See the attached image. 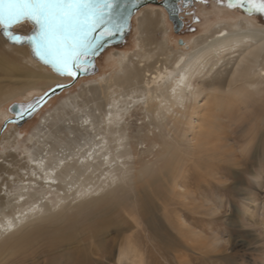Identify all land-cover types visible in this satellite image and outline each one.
I'll use <instances>...</instances> for the list:
<instances>
[{
	"label": "bare ground",
	"instance_id": "bare-ground-1",
	"mask_svg": "<svg viewBox=\"0 0 264 264\" xmlns=\"http://www.w3.org/2000/svg\"><path fill=\"white\" fill-rule=\"evenodd\" d=\"M154 5L138 10L133 17L140 34L134 57L119 53L115 76L105 75L95 79V84L83 86L80 93L70 96L71 109L56 111L39 122L23 150L5 152L15 160H0L3 180L10 182L5 192H1L3 180L0 183V196L4 195L0 200V257L5 250L17 249L19 241L10 246V236L35 222L40 225L63 217L53 214L62 207L67 212L64 222L75 230L50 239L51 250L74 246L88 259L89 250L98 251L95 241L106 240L113 230L125 238L119 257L132 254L131 264H145V253L177 257L179 246L195 247L196 236L201 239L194 220L202 185L197 177L189 178V170H200L202 177L205 169L212 174L220 171L222 158L232 151L231 147L222 151L227 146L223 140L234 133L233 139L244 150L250 145L258 149L263 143V23L239 7L223 9L228 17H206L204 32L177 47L170 44L167 11ZM216 11L220 16V7ZM26 23L30 24L19 25ZM159 26L163 40L156 37ZM221 73L224 76H216ZM0 74H4L0 77V119L5 117L9 123H14L11 118L15 116L9 110L13 103L8 109L6 106L10 100L27 94V100L17 102H28L47 89L32 95L35 91L70 80L35 59L28 45L11 44L1 32ZM201 97L204 101L199 104ZM134 109L143 115L133 118ZM179 114L195 115L197 120H183ZM133 120L140 127L131 134ZM14 124L17 130L19 125ZM147 140L149 144L139 155V144ZM11 145L16 146L15 142ZM151 154L156 158L144 159ZM135 155L138 159L132 161ZM199 160L204 163L196 164ZM129 161L140 163V168L130 170ZM180 185L183 191L177 189ZM254 199L253 191L246 190L244 200ZM154 212H160L165 222H152ZM137 216H143L150 227L139 241L125 234L139 222ZM28 238L23 242H29Z\"/></svg>",
	"mask_w": 264,
	"mask_h": 264
},
{
	"label": "rangeland",
	"instance_id": "rangeland-1",
	"mask_svg": "<svg viewBox=\"0 0 264 264\" xmlns=\"http://www.w3.org/2000/svg\"><path fill=\"white\" fill-rule=\"evenodd\" d=\"M148 5L144 7L149 8ZM158 6L161 5H154V7ZM216 7H220L221 9V11H219L221 12L220 16H216L218 13ZM163 9L165 8L163 7ZM223 9H232L234 11L236 8L228 7L227 0H223V2H221V0H207V3L202 2V0H192V2L185 6L179 13L183 24L178 31L175 30L174 24L169 19L168 13L166 12L170 44L172 43L171 45L173 46L178 45L177 47H181L180 45L184 42L186 43L187 40H191L202 34L204 32L203 21L208 16H212L214 19L228 17V13H223ZM162 11L161 9L160 12ZM251 16L257 17L264 25V18L260 15ZM137 27L138 24L133 18L132 31L127 36L126 40L118 46L108 48L97 59L99 70L95 74L80 78L70 88L52 98L33 118L17 126V130L15 129L16 125L14 123H8L5 126V117L1 118L0 160L2 161L3 158L10 162L15 160V157L7 155L5 152H9L10 149L13 151L14 149H17L16 151L23 150V148L27 146L28 135L38 127L39 122L42 121L45 116L48 117L56 111H68V109H71L70 96L80 93L83 86L93 85L95 84V79L97 80L105 75L113 74L115 76L117 73L115 71L117 66H115L114 63L115 60L119 58V53H126L127 58L130 56L134 57V54H136L140 37ZM16 29L19 32L28 33L32 29V26L26 23L19 25ZM156 32V37L159 40H163L164 33L161 26L156 29ZM2 76H4V74H0V77ZM216 76L222 77L224 73L219 75L216 74ZM58 81L60 80L57 79L56 82ZM39 87L42 88L43 86ZM47 87L50 88L49 86ZM47 87L45 86L35 91L32 95H38L48 89ZM26 96L27 94H20L18 97L10 100L6 104L7 109L9 105L14 102L27 100ZM198 100L199 104L204 101L202 97ZM62 106L63 109H60ZM250 109L251 108H249L248 111H254L253 108L252 110ZM132 113L134 115L133 118L143 115L136 109H134ZM177 117L183 118V120H197L195 115L190 118L189 114H187V116L183 115L182 117L179 114ZM136 122L137 121L133 120V123L131 122L129 125V132L131 134L137 132V129L140 127ZM173 122L174 120L172 119L168 121L167 127L169 129H172ZM231 128L235 130L234 128H236V126L234 125V127L232 126ZM144 132L146 133V130ZM171 133L175 134V131L171 130ZM189 133L187 134V139L192 137V134ZM235 136L236 134L234 133V135L226 139L224 138L223 140L227 143V146H224L222 151H227L228 149L226 148L228 147L232 148V151H229L226 156L222 158L223 161H221L226 169L223 167L215 174L205 169L203 177L198 169H191L188 172L189 178H194V176L197 177L198 184L202 185V188L199 189L198 192V199L195 202L199 211L196 214V220H194V230L198 231V236L201 238L199 239L196 236L199 242L194 240L193 244L195 247L193 246L191 248H188L184 244L183 247L179 246L180 252L177 257L170 254L148 255L145 253V264H264V141L258 149H256V146L253 147L250 145L248 146L249 150H244V146L238 144L235 142V139H233ZM14 142L16 144L15 148L11 145ZM148 144V140L144 144H139L137 149L139 155L146 149ZM148 158L155 159L156 156L155 154H151L145 156L144 159ZM131 159L132 161L137 160L138 155H135V158L132 157ZM211 159L218 162V158L213 157ZM203 163L204 160H199L196 164L201 165ZM127 166L131 167L130 170H135L136 168H140V163H132L129 161ZM120 172L119 170L117 171L118 176H121ZM208 172L210 174H207ZM3 178H5V173L0 172V183ZM6 183L4 179L1 192H5L6 189H9L8 184H10V182H8V184ZM177 189L183 191L184 187L180 185ZM246 190L253 191L255 199L252 202L244 200ZM3 197L4 195L1 194L0 200H3ZM180 200L188 202L187 198L184 199L180 197ZM72 205L74 206L76 204ZM173 207L175 206H171L170 208ZM177 211L179 215L183 214L180 207ZM160 212H154L151 217L152 222H160L162 220L165 222ZM53 214H63V217H54L52 218L53 222H41L40 225H36L35 222V225L31 224L25 229L10 236L8 240L10 246L18 241L19 244L17 249L12 250L10 248L2 253L0 264H131L135 259L132 254L129 256L126 255L124 258L119 257L120 245L125 243V238H119L118 235L112 232L113 230L108 233L106 240H102L99 243L101 246L96 241L95 245L93 241L90 242L97 247L96 249H98L99 254H96L98 251L95 253V250L91 251L88 249L89 252H91L89 253L90 257L88 259L85 258L86 256L83 251V253L79 252L80 249L74 246L63 245L56 250H51L52 243H50V239L60 238L61 236L59 237V235L62 232H72L75 230L74 228L70 230L71 228L68 226L70 223L64 222L65 214H67L65 207L59 210L57 209ZM143 218V216L142 218L140 216L138 218L137 216L139 222H134L136 225L126 230L125 234L127 236L132 235L136 241H139L145 234L148 235L150 227L148 228ZM116 223L121 224V222ZM33 229L36 230V233L31 236L30 234ZM111 229H113V227H110V230ZM186 235L189 236L188 233ZM28 236V239H30L29 242H23ZM157 236L160 237L159 234H157ZM158 239L160 240V238ZM190 244L192 243L190 242ZM200 246H204L202 250L199 249ZM205 250H208L207 253L204 252Z\"/></svg>",
	"mask_w": 264,
	"mask_h": 264
},
{
	"label": "snow or ice",
	"instance_id": "snow-or-ice-1",
	"mask_svg": "<svg viewBox=\"0 0 264 264\" xmlns=\"http://www.w3.org/2000/svg\"><path fill=\"white\" fill-rule=\"evenodd\" d=\"M156 2L168 7L174 18H180L182 0ZM227 3L230 8L239 7L250 16L258 14L264 18V0H227ZM139 6L141 0H0V29L14 43L29 44L33 55L57 74L76 79L94 66L98 50L106 40L123 32ZM22 21L33 25L27 36L12 31ZM47 95L46 92L20 105L18 115L22 118L25 111L39 107Z\"/></svg>",
	"mask_w": 264,
	"mask_h": 264
},
{
	"label": "water",
	"instance_id": "water-1",
	"mask_svg": "<svg viewBox=\"0 0 264 264\" xmlns=\"http://www.w3.org/2000/svg\"><path fill=\"white\" fill-rule=\"evenodd\" d=\"M191 2H192V0H182V2H180V3H182L183 7H185V6L189 5ZM180 3H179V7H180ZM148 4H159V5L163 6V7L165 8V10L167 11V13H168L169 19H170V20L173 22V24H174L175 30L178 31V30L180 29V27H181L182 24H183L181 18H179V19L174 18V17L170 14V11H169L168 7H166L163 3H157L156 0H141V5H142V6H139L138 10H140L142 7H144V6L148 5ZM138 10H137L133 15H131V17H130L129 20H128V24H127V26L124 28V30H123L122 33L117 34V35H115V36H113V37H111L110 39H108V40L105 41L104 45L98 50L97 54H96V55L94 56V58H93V60H94V66L90 67L89 70H88L86 73H85V72H82V73L78 76V78H76V79H72L71 77H69L71 80H69V81H67V82H63V83H58V84L65 85V87H63V88H58V87H56L57 84H55L54 86H51L50 88H48V89L44 92V93L47 92L48 95L45 97L44 101L40 104V106L37 107V108H35V109L32 110L31 112H29V111H25V112H24V115H23L22 118L18 115V113L21 111L20 105H22V104H28L29 102L33 101L36 97H39V96L44 95V93H43V94H40V95H38V96H35L32 100H30V101H28V102H15V103H13V104L10 106V108H9V110H10L11 112H13L14 115H15L13 118H11V121L14 122V123H17L18 125H22V124L25 123L27 120L33 118V117H34V116H35V115H36V114H37V113H38V112H39V111H40V110H41V109H42V108H43V107H44V106H45V105H46V104L52 99V98H54V97L57 96L58 94L62 93L63 91L67 90L68 88H70V87H71L73 84H75L80 78L85 77V76H91V75L95 74V73L99 70L98 65H97V59H98V58H99V57L105 52V50H107L108 48H111V47L118 46V45L122 44V43L126 40L127 36L131 33V31H132V26H133V24H132V22H133V17L136 15V13L138 12ZM24 22H26V21H22V22L16 24V25L13 27L12 31H13L15 34H17V35H23V36H27V35H29V34L31 33L32 29H31L28 33H26V34L21 33V32H18V31L15 30V28L17 27V25H19V24H21V23H24ZM28 22L31 24L30 21H28ZM31 25H32V24H31ZM32 27H33V25H32ZM0 32H1L2 36H3L6 40H8V42H10L11 44H17V43H14L13 41L9 40V39L3 34V30H2V29H0ZM20 45H28L29 48H30V50H31V54H32V56H33L35 59H37L38 61H40L38 58H36V57L33 55V53H32V49H31V46H30L29 44H27V43H23V44H20ZM40 62H41V61H40ZM41 63H42V62H41ZM43 64H44V63H43ZM44 65H46V64H44ZM46 66L49 67L54 73H56V71H55L53 68H51V67L48 66V65H46ZM56 74H57V73H56ZM57 75H59V74H57ZM60 76H62V75H60ZM62 77H68V76H62ZM50 89H55V91H49ZM8 123H9V121L6 120V122H5V126H6Z\"/></svg>",
	"mask_w": 264,
	"mask_h": 264
},
{
	"label": "flooded vegetation",
	"instance_id": "flooded-vegetation-1",
	"mask_svg": "<svg viewBox=\"0 0 264 264\" xmlns=\"http://www.w3.org/2000/svg\"><path fill=\"white\" fill-rule=\"evenodd\" d=\"M184 7L182 5V3H180V9L182 10ZM181 12V11H180ZM180 17V16H179Z\"/></svg>",
	"mask_w": 264,
	"mask_h": 264
}]
</instances>
